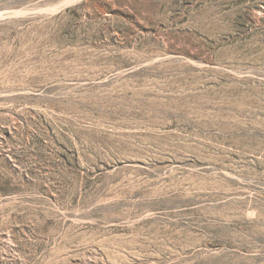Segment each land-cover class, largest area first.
I'll return each instance as SVG.
<instances>
[{
  "label": "rangeland",
  "instance_id": "rangeland-1",
  "mask_svg": "<svg viewBox=\"0 0 264 264\" xmlns=\"http://www.w3.org/2000/svg\"><path fill=\"white\" fill-rule=\"evenodd\" d=\"M0 264H264V0H0Z\"/></svg>",
  "mask_w": 264,
  "mask_h": 264
}]
</instances>
